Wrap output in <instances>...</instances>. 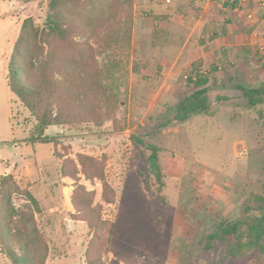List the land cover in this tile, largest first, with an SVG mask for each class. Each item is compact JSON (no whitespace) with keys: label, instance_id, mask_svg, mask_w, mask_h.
Returning <instances> with one entry per match:
<instances>
[{"label":"rangeland","instance_id":"1","mask_svg":"<svg viewBox=\"0 0 264 264\" xmlns=\"http://www.w3.org/2000/svg\"><path fill=\"white\" fill-rule=\"evenodd\" d=\"M88 1L64 0V6L78 21L97 25L89 42L96 48L102 84L115 102L105 107L92 100L73 105L66 112L70 122L47 127L45 136L53 141L41 142L31 139L35 117L8 88L6 58L20 19L30 17L36 27H44L48 2L0 0V165L1 170L5 164L11 170H30L31 184L16 173L8 174L39 204L35 209L24 194L13 193L15 217L19 219L21 211L32 214L41 249H47L44 264H87V250L93 248L101 264H214L218 250L212 255L204 251L206 235L221 219L236 218L250 193L264 195V123L258 118V107L233 98L240 84L228 85L211 91L214 115H194L160 127L173 111L162 103L158 108L148 95L159 70L158 51L165 46L160 47L154 32L144 40L133 35L138 0L132 3L130 49L124 38L116 45L105 42L112 33L108 28L123 23L127 2L105 0L91 5ZM84 32L87 37L88 30ZM85 37L75 35V40ZM40 45L32 43L26 53L34 67L49 49ZM53 47L58 53L74 55L61 44ZM191 68L182 71L183 90L175 86L171 99L191 91L183 77ZM29 74L34 80L32 68ZM55 77L61 79L58 73ZM135 77L146 86H136ZM219 95L232 98L219 100ZM101 100L105 101L103 96ZM166 103L174 106L173 101ZM133 137L160 148L158 182L148 172L146 148ZM78 154L92 156L98 163L82 167ZM100 172L103 180L96 176ZM104 182L112 189V202L105 201ZM85 207L99 213L107 224L90 229L79 219ZM263 256L252 251L242 258L229 257L225 264H264V258L255 263ZM0 264H11L1 249Z\"/></svg>","mask_w":264,"mask_h":264},{"label":"trees","instance_id":"2","mask_svg":"<svg viewBox=\"0 0 264 264\" xmlns=\"http://www.w3.org/2000/svg\"><path fill=\"white\" fill-rule=\"evenodd\" d=\"M95 1L101 4L105 2V0H89L88 2L94 5ZM125 1L128 6L123 10L125 19L122 24L118 23L115 29L109 24L108 30L110 31L111 28L112 33L105 38V42L116 45L120 38H124L130 49L133 0ZM47 2L49 11L44 20V27H36L32 18H25L21 23L7 64L8 87L35 117V132L31 139L41 142L53 141L44 135L47 127L70 122L66 112L72 109L73 105L81 106L85 100L87 103L92 100V104L103 103L105 107L115 102V97L112 93L108 94V89L102 84L103 71L98 68L96 48L89 42V38L94 36L92 32L97 25L92 22L88 23L87 20L78 21L75 16L68 15L64 0H47ZM108 2L109 0H106L105 3ZM85 4L86 2H83L82 5ZM103 6L104 4L101 8ZM224 26V22L209 23L206 31H213V34L217 35L220 33L218 30L223 29ZM87 30L88 34L85 37L86 35L82 34ZM79 34L86 39L76 41L75 35ZM38 42L41 44L39 48L43 49V45H47L49 49L44 58H41L38 65L34 67L29 64L26 53L32 43L35 45ZM57 43L63 48L71 49L74 55L69 57L62 52L58 53L53 47V44ZM107 48H110V45ZM198 65L201 63L195 62L192 67ZM31 68L34 70V80L29 74ZM215 71L216 68L212 66L207 75L195 81H187V86L192 88L191 91L183 94L178 102L169 108L173 111V115L162 122L160 127H166L172 122H185L194 115L211 116L214 114L211 90L217 86V79L212 76ZM55 73L61 76L60 80L55 77ZM209 82L211 83L208 85ZM102 96L105 99L104 102L101 100ZM230 98L232 97H217L219 100ZM233 98L246 101L250 107H258L256 109L258 118L264 123V80L237 91ZM133 140L146 148L148 172L158 182L161 177L160 148L154 143L143 142L137 137H133ZM53 154L55 155L54 151ZM78 161L82 167L94 166L98 163L92 156L82 154H78ZM96 176L103 180L101 172ZM103 186L105 201L112 202L113 197L109 195L112 189L105 182ZM16 192L24 194L35 209L39 208L38 201L26 189H21L17 185L13 175L0 176L1 252L11 264H44L47 249L45 247L41 249L40 245L43 243L39 240L41 236L32 214L21 211L18 219L11 207V197ZM79 219L85 221L92 230H97L107 224L101 220L99 213H95L88 207L82 208ZM112 227L113 225L110 224V231ZM203 249L209 255L218 250V257L214 264H225L229 257L242 258L252 251H258L264 255V195L250 193L240 206L236 218L221 219L206 235ZM95 250V248L87 250V264H101L100 257ZM113 264H118V262L113 261Z\"/></svg>","mask_w":264,"mask_h":264},{"label":"crops","instance_id":"3","mask_svg":"<svg viewBox=\"0 0 264 264\" xmlns=\"http://www.w3.org/2000/svg\"><path fill=\"white\" fill-rule=\"evenodd\" d=\"M138 4L134 9L133 35L144 40L154 32L161 40L160 47L165 46L162 50L159 48L161 51H158L156 62L159 70L154 67L157 69L156 77H153L155 84L148 95L150 100L153 98V102L158 103V108L162 103L165 109L170 110L166 102L173 101V105L178 102L179 99L170 97L171 94L174 96L173 88H183L181 73L195 62L207 68H216L212 76L217 79V86L212 90L240 84L239 91L264 80V63L258 52L259 46L264 44V7L259 6L257 0H173L169 6H165L162 0H138ZM142 10L147 13L142 14ZM213 22L225 23L217 35L213 31H206L207 25ZM21 23L22 19L19 21V30ZM141 71V75H147L143 73L144 69ZM133 82L138 87L146 86L143 79L138 77L133 78ZM10 172L31 184L30 170H11L6 164L1 170L0 165V175Z\"/></svg>","mask_w":264,"mask_h":264},{"label":"built area","instance_id":"4","mask_svg":"<svg viewBox=\"0 0 264 264\" xmlns=\"http://www.w3.org/2000/svg\"><path fill=\"white\" fill-rule=\"evenodd\" d=\"M162 1L165 6H169L173 2V0H162ZM241 1L243 2L244 0ZM257 1L259 6L264 7V0H257ZM258 52L264 62V44L259 46ZM208 73H209V69L207 67H205L204 65H198L196 67L191 68L188 73L184 74L183 77L187 81L188 80L195 81L199 77L207 75Z\"/></svg>","mask_w":264,"mask_h":264},{"label":"bare ground","instance_id":"5","mask_svg":"<svg viewBox=\"0 0 264 264\" xmlns=\"http://www.w3.org/2000/svg\"><path fill=\"white\" fill-rule=\"evenodd\" d=\"M68 191V190H67ZM70 192V191H69Z\"/></svg>","mask_w":264,"mask_h":264}]
</instances>
